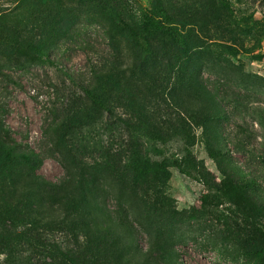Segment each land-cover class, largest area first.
Instances as JSON below:
<instances>
[{"label":"rangeland","instance_id":"obj_1","mask_svg":"<svg viewBox=\"0 0 264 264\" xmlns=\"http://www.w3.org/2000/svg\"><path fill=\"white\" fill-rule=\"evenodd\" d=\"M146 27L147 49L134 37ZM168 133L186 137L197 178ZM217 137L229 163L208 154ZM4 146L36 152L44 183L13 164L15 186L0 191L13 204L0 209V264H255L264 0H0L9 168ZM251 178L259 187L233 190Z\"/></svg>","mask_w":264,"mask_h":264},{"label":"trees","instance_id":"obj_2","mask_svg":"<svg viewBox=\"0 0 264 264\" xmlns=\"http://www.w3.org/2000/svg\"><path fill=\"white\" fill-rule=\"evenodd\" d=\"M161 24H163L162 22H160ZM159 22L157 23H152L151 25H153V27H158L160 25ZM163 28L166 30V32L171 35V37L176 40L178 43H184V37L181 34L180 31H178L177 29H174L172 27H166L163 26ZM161 29V28H158ZM152 32V29L150 27H146L144 30H142L141 32H137L135 33L134 37L136 39V41L138 42V44L143 47V48H148L149 46V37L148 34ZM166 138L167 141L171 142L172 140H177V142L179 141L178 146L176 147V154L180 157V161L182 164V172L187 175L188 177L194 179L197 178L199 175V170L198 167L196 165V159L193 155V153L191 152L190 148H189V144L187 143V139L186 137L182 134H166ZM165 142H162V144ZM156 151V154L159 153V155L161 154V147L157 146L154 148ZM5 153V161L7 162L9 168L6 167H0V191L4 192V189H11L14 188V184H12V173L13 171L16 169L15 165L13 164H17L22 165V171L25 173V175H27L29 177V179L32 181L34 180V182H38L43 184L44 181L41 179L42 176L37 174V167L40 164V160L38 158V154L36 152H34L32 149L30 148H25V147H12V146H4V148L2 149ZM207 151L208 154L211 158L216 159L218 163H229L228 161L231 160V154L227 153V149L226 146H223L221 144H219V140L218 137L217 138H208L207 139ZM164 161L161 160L160 158H149V166L154 169L155 165H159L160 168H162L164 166ZM5 168L7 171L5 172V174L2 173V169ZM6 178L8 179L9 182L6 181ZM8 188H7V184ZM255 187H259V184L257 183V179L256 178H251L250 180H248L246 183H241L240 185H235L233 187V190L237 191L238 193L242 194V193H247L249 192V190L255 189ZM0 209H3V206L9 204L6 202V200L4 198L0 197ZM10 206H13V204H9ZM254 258L255 264H262L264 256H263V252L257 251L254 254H251ZM67 264H82V263H77L71 260L67 261ZM92 264H97L96 261H93Z\"/></svg>","mask_w":264,"mask_h":264}]
</instances>
